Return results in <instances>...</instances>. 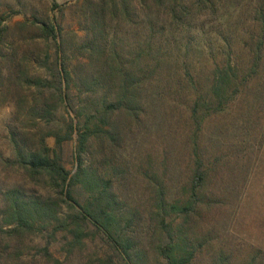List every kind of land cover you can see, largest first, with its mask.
<instances>
[{"label": "rangeland", "instance_id": "1", "mask_svg": "<svg viewBox=\"0 0 264 264\" xmlns=\"http://www.w3.org/2000/svg\"><path fill=\"white\" fill-rule=\"evenodd\" d=\"M147 2L151 5L147 24H139L132 13L124 22H105L110 36L107 50L113 48L128 63L141 45L160 46L159 52L180 60L173 66H178L179 73L185 69L181 60L187 56V63L195 64L193 73L197 77L199 74L200 86L193 92L192 85L177 73H165L160 87H147L145 113L140 120L120 117L118 146L94 143L88 164L102 178L112 181L122 212L120 226L142 264H166L157 246L167 234L163 232L159 237L152 212L161 197L168 208L173 204L190 206L188 214L168 211L171 237L180 246L174 252L177 256H185L186 250L195 253L190 264H264V46L259 33L262 0H168L166 7ZM81 13L76 0H0V30L8 26L5 42L33 44L30 50L35 56L43 48L37 41L28 40L27 35V41L11 35L14 24L55 20L62 28L68 64L74 66L81 60L76 49L84 36ZM174 16L177 21H173ZM259 42L261 60L248 82L236 94L227 91L223 108H217L215 100L207 104L211 72L223 76L226 58L231 72L234 63L243 71ZM37 69L36 63L30 67L32 74ZM242 73H237L238 78ZM79 88L80 84L74 85L75 103L79 102ZM150 94L160 97L154 100ZM85 96L81 94L82 99ZM192 98L199 99L197 121L190 113ZM13 112L11 103L0 105L3 157L11 154L5 126ZM54 119V126L59 127L67 115L60 111ZM47 143L53 146L51 138ZM76 144L74 134L62 149V160L71 173L76 168ZM198 157L206 177L194 195L192 176ZM20 182L15 170L0 166V188ZM92 192L86 187L78 196L91 200ZM127 221L129 226L125 228ZM89 233L84 243L73 249L67 245L68 237L52 236L48 230L26 237L22 264H101V258L123 264L107 238L94 230ZM45 246L51 258L41 251Z\"/></svg>", "mask_w": 264, "mask_h": 264}, {"label": "trees", "instance_id": "2", "mask_svg": "<svg viewBox=\"0 0 264 264\" xmlns=\"http://www.w3.org/2000/svg\"><path fill=\"white\" fill-rule=\"evenodd\" d=\"M167 1L151 0L153 5L165 7ZM76 3L82 11L84 36L76 47L81 60L74 66L68 64L62 28L55 20L14 24L11 35L16 34L18 39L26 41L27 35L28 40L37 41L43 48V52L35 56L30 50L33 44L26 42L24 46H16L14 40L5 42L8 26L0 30V105L11 103L14 106L12 118L5 126L11 154L8 157L0 155V166L15 170L21 181L20 184L0 188V264H22L24 239L42 230L50 231L52 236L68 237L70 249L81 246L90 235L89 231L94 230V233L107 238L123 264H142L133 243L120 226L122 215L119 214L122 212L113 183L89 166L90 151L94 143L118 146L122 130L119 118L140 120L145 113L147 87H160L168 71L177 73L181 80L191 84L193 92L201 83L199 74L197 77L193 73L195 64L187 63V56L186 60H181L187 71L183 72V69L179 73L178 66L174 68V65L180 60L159 52L160 46L141 45L135 58L128 63L113 48L107 50L110 36L105 31V22L108 19L124 22L132 13L139 19V24L149 23L151 5L147 0H76ZM262 5L264 7V0ZM174 20L177 21L176 16ZM260 23L262 43L257 44L251 63L243 71H239L234 63V72H231V63L226 58L223 76H218L213 70L207 84L210 89L209 97L206 95L207 104L215 100L217 108H223L227 91L236 94L248 82V76L255 73L261 60V44L262 48L264 46V8ZM149 25L152 26L151 23ZM151 30L148 28L149 32ZM33 63L38 67L34 74L30 71ZM238 72L244 75L238 78ZM76 84H80L78 103H75L77 97L73 94ZM82 93L86 95L83 99ZM150 95L154 100L160 97L159 94ZM198 100H190V113L196 121L201 110ZM60 111L65 112L67 119L56 127L54 117ZM74 134L77 135L74 150L76 168L71 173L62 160V149ZM48 138L53 140V146L48 145ZM205 177L206 171L198 157L192 176L194 195ZM86 187L93 191L91 200L78 196L79 191ZM167 203L161 197L152 210L159 237L163 232L167 234L157 246V251L166 264H190L195 253L186 250L185 256L174 253L180 246L171 237L167 220L169 210L188 214L190 206L186 204L181 208L173 204L168 208ZM126 223L125 228L129 226L128 221ZM41 251L45 257H52L47 246ZM54 262L59 263L58 260ZM100 263L111 264L105 258H101Z\"/></svg>", "mask_w": 264, "mask_h": 264}]
</instances>
